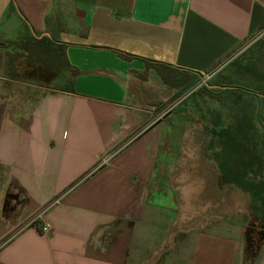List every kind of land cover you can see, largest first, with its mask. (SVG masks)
Masks as SVG:
<instances>
[{"label":"crops","instance_id":"0c3cea01","mask_svg":"<svg viewBox=\"0 0 264 264\" xmlns=\"http://www.w3.org/2000/svg\"><path fill=\"white\" fill-rule=\"evenodd\" d=\"M28 28L72 68L33 90L0 81V264H264V240L245 255L249 213L187 214V184L196 211L202 200L196 165L165 190L182 150L161 142L172 116L157 142L139 137L176 95L168 72L233 56L264 30V0H0V38Z\"/></svg>","mask_w":264,"mask_h":264},{"label":"rangeland","instance_id":"374dc122","mask_svg":"<svg viewBox=\"0 0 264 264\" xmlns=\"http://www.w3.org/2000/svg\"><path fill=\"white\" fill-rule=\"evenodd\" d=\"M60 5V13L62 9H68ZM263 31L244 41L233 56L215 66L208 74L192 75V85L177 86L172 101L155 110L153 121L139 135L149 133L148 139L154 138L153 142H157L160 121L172 116L167 121L169 124L164 122L161 142L174 145L177 142L182 150L178 154V167L169 176L171 184H168V188L164 185L165 190L172 192L179 188L174 179L178 178L176 175L196 165L204 181L200 195L202 200L197 201L199 206L196 211V202L189 199L195 189L187 184V214H203L210 210L208 217L215 218L226 205L249 213L252 221L246 228L245 255L250 252V243L252 252H255L264 240V222H258L260 219L257 217L263 208L264 192L255 200L238 185L264 184ZM30 33L27 30L25 34ZM17 46L15 42L0 38V81L19 79L27 83L29 90L35 88V83L50 82L45 79L49 74L38 66L31 67ZM0 91L9 90L2 88ZM115 153L112 151L107 157L112 159ZM155 157L160 160V156ZM102 163L98 168L106 165ZM208 217H202V220H208Z\"/></svg>","mask_w":264,"mask_h":264},{"label":"trees","instance_id":"16d2710c","mask_svg":"<svg viewBox=\"0 0 264 264\" xmlns=\"http://www.w3.org/2000/svg\"><path fill=\"white\" fill-rule=\"evenodd\" d=\"M28 31H31L28 28ZM15 44H18L17 49L20 50L26 57L28 64L31 67H40L44 69L47 74H59L64 70H70L72 66H70L67 55H66V47L56 40H52L48 37H43L42 39H38L32 33L24 36L15 41ZM263 65V64H261ZM179 75V76H178ZM190 75V76H188ZM178 76V78H177ZM192 74L188 72H179L171 69L168 72L169 81L174 86H184L188 87L192 85ZM49 81V77H45ZM169 83V82H168ZM74 83L73 81H69L67 85H65L62 90H67L70 92H74ZM263 95H261L262 97ZM163 108V107H162ZM237 185V184H236ZM240 187H243L246 192L250 193L254 199L256 200V196H259L264 192V184H254V183H246V184H238ZM258 190V192H257ZM264 209V201L263 208ZM262 209L258 212V220L260 219L264 222V211ZM252 241V240H251ZM249 251L252 253L253 247H251V243L249 244Z\"/></svg>","mask_w":264,"mask_h":264},{"label":"built area","instance_id":"2783aa9c","mask_svg":"<svg viewBox=\"0 0 264 264\" xmlns=\"http://www.w3.org/2000/svg\"><path fill=\"white\" fill-rule=\"evenodd\" d=\"M263 33H264V31H263ZM108 157H110V156H108ZM108 157H104V158H102L101 163H102V161H103L102 164H107V163L110 161V158H108ZM106 158H108L109 160L106 161V160H105ZM101 163H100V165H101ZM60 203H61V198H57V199L54 201V203L52 204V206L58 205V204H60ZM52 206H51V207H52ZM43 217H44V214H40L38 217H36V218L32 221V225L36 226V227L39 229V231H40L41 234H43V235H48V234H50L51 231H52V226H51L49 223L42 222Z\"/></svg>","mask_w":264,"mask_h":264},{"label":"bare ground","instance_id":"6f19581e","mask_svg":"<svg viewBox=\"0 0 264 264\" xmlns=\"http://www.w3.org/2000/svg\"><path fill=\"white\" fill-rule=\"evenodd\" d=\"M204 186V185H203ZM200 187V186H199ZM202 187V186H201ZM202 190V189H201ZM189 191V190H188Z\"/></svg>","mask_w":264,"mask_h":264}]
</instances>
